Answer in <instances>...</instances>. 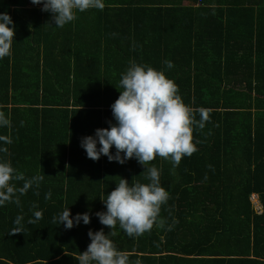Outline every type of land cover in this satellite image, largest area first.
<instances>
[{"label":"trees","instance_id":"trees-1","mask_svg":"<svg viewBox=\"0 0 264 264\" xmlns=\"http://www.w3.org/2000/svg\"><path fill=\"white\" fill-rule=\"evenodd\" d=\"M104 4L57 27L42 4L0 0L16 32L12 55L0 59L8 120L0 136L11 140L0 141V158L26 178L44 177L18 194L19 205L0 206V264H79L89 231L101 229L114 233L131 264H264V0ZM132 61L163 70L187 105L209 112L204 127H194L198 150L179 165L159 156L146 166L136 158L93 161L81 147L116 123L111 105ZM153 166L170 194L163 226L129 237L119 224L102 225L96 213L106 211L103 199L119 179L149 183L145 167ZM67 207L72 218L88 213L90 223H53ZM35 211L42 219L28 223ZM17 216L22 232L10 235Z\"/></svg>","mask_w":264,"mask_h":264},{"label":"clouds","instance_id":"clouds-1","mask_svg":"<svg viewBox=\"0 0 264 264\" xmlns=\"http://www.w3.org/2000/svg\"><path fill=\"white\" fill-rule=\"evenodd\" d=\"M34 5L42 4V11L52 13L55 26L63 27L77 19L78 12L90 9L103 10L104 0H31ZM15 25L11 16L0 13V59L12 55V45L15 41ZM169 68L173 65L165 62ZM120 95L111 105L116 121L109 128H99L95 136L82 138L81 147L87 157L98 161L101 155L108 160L124 164L126 160L136 158L146 166L156 159H170L174 165H179L182 158L191 156L198 149L194 141V127L203 128L209 119L205 109L194 110L187 105L179 93V86L169 79L163 70L130 62V66L122 73L119 81ZM200 119L197 121L196 112ZM8 124L3 112H0V126ZM0 141L11 143L10 139L0 136ZM100 145L98 148L97 145ZM115 148V154L112 148ZM3 151H7L5 148ZM123 154V155H122ZM149 183L131 182L120 178L117 186L103 202L106 211L97 212L96 216L102 225L114 229L117 224L129 237H139L156 226H163L161 209L170 198L168 191L160 184V170L155 166L146 168ZM42 175L26 178L12 166L8 159L0 158V206L6 203L19 205V195L26 194L34 185L43 181ZM23 182L17 187V182ZM251 196V203L254 204ZM46 199L51 198L49 191ZM35 207V205L33 206ZM254 207V206H253ZM257 215L261 214V205L254 208ZM35 219L28 223H36L42 219L41 211L34 212ZM23 217L17 216L14 223L19 226L10 235L22 232ZM90 223L88 213L77 214L72 218L69 207L53 218V223L64 224L67 229ZM91 243L80 253L76 260L79 264H131L129 253L117 248L110 238L114 233L105 234L103 229L88 233ZM135 264H140L137 260Z\"/></svg>","mask_w":264,"mask_h":264},{"label":"rangeland","instance_id":"rangeland-1","mask_svg":"<svg viewBox=\"0 0 264 264\" xmlns=\"http://www.w3.org/2000/svg\"><path fill=\"white\" fill-rule=\"evenodd\" d=\"M252 200H253V202H254V204H253L254 208H255V209L258 208V207L260 206V204L255 203V202H256V197L253 196V197H252Z\"/></svg>","mask_w":264,"mask_h":264}]
</instances>
